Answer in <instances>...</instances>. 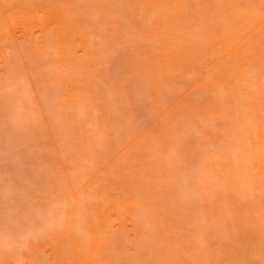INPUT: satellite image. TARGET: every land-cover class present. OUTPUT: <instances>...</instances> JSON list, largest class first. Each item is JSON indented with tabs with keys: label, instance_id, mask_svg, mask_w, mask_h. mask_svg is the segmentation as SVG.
<instances>
[{
	"label": "rangeland",
	"instance_id": "obj_1",
	"mask_svg": "<svg viewBox=\"0 0 264 264\" xmlns=\"http://www.w3.org/2000/svg\"><path fill=\"white\" fill-rule=\"evenodd\" d=\"M191 1L188 0L186 2V12L183 19L179 21L180 30L178 32L170 30V21L164 20L163 24L159 27L155 23L151 24L142 15L143 6L146 3L149 4L151 10L156 8L157 5L167 4V6H172L167 0H15L10 5H2L0 3V24H5L9 31L5 37L0 32V41L6 38L10 42L14 38L17 41L18 47L22 49L20 51L15 49L17 53L14 56L15 52L11 48L12 43L10 48L13 55L10 51V54L4 51L5 47L9 50V46L5 45L3 53L5 52L10 55V58L6 57L9 60L11 59L7 63H11L9 65L5 64L6 68L4 64H0V264H6L7 262V264L11 262V264H25L24 261H26V264H37V262L38 264H68L67 260H62L61 255L51 250V247H43L41 251L42 245L40 243L43 242L41 241V237L43 235L44 237H48L50 231L52 233L53 230L63 227V223L67 218L66 213L73 206H77V196L81 195L83 190H87L91 194H102L96 196L95 199L123 197V187L120 184L121 182H119L121 179L119 177H109L105 169L113 159L110 161H108L109 159L106 160L109 163L107 165L104 162V157L114 158L116 148L120 149L121 152H130L131 144L129 143L133 142V144H136L138 141H141L143 142V146H149L152 149V138L159 136L166 137V134H170L172 138L175 136L182 138V134L186 132L196 141L197 148L202 147L205 151L211 152L214 155L213 149L204 145V140H196V125L203 121H200L190 108V105L193 103H196L198 107L205 106L207 96L200 94L189 98L187 93L201 85L204 81L217 85L218 83H224L226 80L232 79L234 77L232 69L236 62L234 61L235 59H231V56L223 58L221 55H214L203 63L194 62L188 65L185 70L178 71L173 77L171 73L166 75L167 79L163 76H158L163 82V97L161 100L155 101L156 96H151L150 106L145 105V100H142L140 96H137L140 100H136L137 98L134 94L133 99L134 97L136 98L134 99V102L136 100L135 103L133 101L129 102L130 98L127 95L129 101L126 100V102H129L131 105L123 102L125 100H121L119 96L110 97V95H106V89H102L107 84L106 81H100L103 77L107 78L108 81H111L113 77L117 78L116 82L122 81L124 79L122 77L124 68H128L127 64L132 63L136 57L144 59L149 67L158 64L160 60L167 58L166 46H170L168 44L172 42L180 47L185 42L195 45L199 42L200 35L204 34L206 30H214L215 34L221 37L222 31L220 27L222 23L218 28L217 26L213 27L211 23L215 24L220 19L221 13V16L224 13H230L232 11L231 7L225 3L220 4L223 0H205L213 14L211 13V16H207L205 13H202L198 16L196 21H201V25L198 26L195 22H190L187 19V17L196 11V6ZM4 3L6 4V2ZM242 6L240 5L239 9ZM174 10L178 13L176 8ZM67 13L74 14L79 19V25L86 34L96 40L97 45L94 43L98 46L96 47L98 54H96H100L97 59L100 60L102 56L105 58L104 60L107 59L106 66L103 67L105 63L103 59L102 62L101 60H96L97 56L93 52L96 56H94L96 63L98 62L97 65H102V68L99 69L98 67L99 70H97L96 65L93 68L97 71L88 69L89 67L83 59L81 48L75 44L72 45L71 49L74 58L62 60L59 63L56 62L59 66L51 65L54 61L49 59L52 56L48 57L45 53L46 57L41 55L42 51H45L37 49L39 45L35 48L37 50V54L35 55L40 54L41 56L38 55L35 59L28 55H32L33 52L28 53V50L34 49V43L40 39L42 33H40L38 27H35L34 32H29L25 35L22 26L18 24V18L26 16V22L30 21L34 25L35 21H40L43 16L51 19V17L57 14L65 15ZM135 13H138L140 17L137 23L131 21V16ZM146 18L149 19V17ZM224 21L225 24L230 25L233 39L238 41L241 49L243 51L249 50L250 46L248 44L252 41L253 35L245 31H238L240 27L235 25L236 18L233 16L225 18ZM141 36L143 39H141ZM185 36L188 37L185 38ZM93 51L95 50L93 49ZM0 59H2L1 51ZM48 60L52 62L50 63ZM109 60L110 64H107ZM124 62L127 63L125 67ZM113 63L117 64L114 65ZM239 66L240 62H238L236 68ZM135 69H138V66ZM156 70L159 71L160 68L158 67ZM125 71L128 72V70ZM153 72L154 70L151 69L150 73L153 74ZM150 73L148 71L147 75L150 76ZM262 77L264 78V73L260 72L257 74L256 79L253 76L251 78L255 79V82L258 84V82H261ZM131 80L134 81L133 78ZM97 83H101L102 85L100 84L101 88L96 92L97 95H94L90 89L92 84ZM52 86H57L56 91L58 92H55ZM226 90L227 88L224 86L219 88V91L222 93ZM84 94L86 96L82 98L85 101L81 97L76 98L77 104L81 98V107H79L80 105L77 106L76 103L68 104L69 107L61 103V101L75 98L73 95ZM138 95L141 94L138 93ZM106 96L108 97L105 98ZM37 97L40 98V104L37 101ZM220 98H222L221 100L224 102L226 110H228L226 119L230 123L232 114H236L237 105L229 103L226 96ZM53 100L54 102H52ZM55 101H59L64 109L71 108L69 110L70 113L67 115L63 109H58L60 107L57 105L58 102ZM90 103L95 104H93L94 106L92 104L90 106ZM115 104H122V106H115L117 109L119 108L118 111L115 110L117 113L115 111L110 113L108 109L110 108L109 105L112 107ZM123 104L126 105L123 106ZM87 111L93 114L89 115ZM94 111H96V114ZM19 113L21 114L19 115ZM58 113L62 115L60 116ZM110 114L115 119L111 123V126L108 124L111 120ZM104 125L112 128L109 129L107 127L106 129ZM96 137L97 139H94ZM122 139L126 141L123 140V142ZM193 140L190 138V141ZM190 141L188 140L187 142L189 143ZM110 144L112 145L110 146ZM192 145L195 146V143ZM153 152L155 153V151ZM153 152L150 155L151 159L155 156L164 158L166 155V153H162L163 156L162 154L158 156V154L155 155L156 153L154 154ZM218 154L220 156H227L225 152ZM151 162L154 163L155 161L152 160ZM102 163H105V165ZM179 166L177 168L181 167ZM164 167L160 171L161 173L164 172L160 177L161 185L155 186L151 183H142L135 175H132L129 179L135 185L145 184L144 191L137 190L136 199L145 202L148 209L147 212H150V215L154 216H150L151 219L154 218L151 220L153 231L150 232L151 230H149L148 235H146L147 239L142 238L143 240L139 242L134 240L131 242L132 236H129L131 239L128 236H125V239H123L120 231L112 232V236H114L118 246L121 248L122 244L125 245L116 254H114V251H111L110 256L105 257L104 261H101L103 263L100 264H192L195 261L193 259L198 257L204 258L200 256L201 250H203V256L207 255L205 262L208 260V264H212L211 260H213V257L212 259H208L211 258L208 255L214 256L212 254L219 246H222V243H220L222 241L212 238V234L209 232L211 239H209V242H206L210 236H208V233L203 235L204 233L201 234L199 231L201 235L207 237V240L204 242L203 238L201 239L205 249L197 247L195 240L198 236L197 227H193V224H190L189 227V224H187L188 221L193 222L191 221L193 215L187 211V206H185L187 205V201L183 203V200L179 199L180 193L175 189L174 191H170L172 196L168 195L169 191L167 192L163 186L166 183L162 180V177L167 171L170 174L171 168L173 169L174 166L166 164V169ZM177 168L176 170L179 171ZM177 177H174L175 184L183 186L185 184L184 179H181V176ZM171 179L173 182L174 179ZM175 184L168 183V186L172 185V188L173 186L175 188ZM155 188L157 190L151 192ZM178 190L180 191L181 188H178ZM259 191L252 192L253 194L251 195L253 196L251 197L242 194L239 199L237 198L238 201L235 200V205L236 207L238 205L243 217L253 213L254 217L263 222L264 189L261 193ZM173 192H177L178 196L175 193L173 194ZM78 204L81 208L80 210H82L80 212L85 213L86 207H82L81 203ZM188 206L191 207L192 205ZM184 210L185 212H183ZM181 212L184 216H182ZM183 218H185L184 222ZM77 220L79 223L84 224L78 218ZM81 224L78 225V228L86 232L84 227L86 228L87 226L83 225V228H81ZM36 239L40 243L36 242ZM34 240L36 242L35 245H38L39 248V255L35 254L37 258L40 256V259L36 263H34L32 258H29L33 255L31 254L32 252L29 254V249L32 248L33 252L35 249L30 247L29 244L34 242ZM198 243L201 242L198 241ZM230 246L232 248V245ZM206 247L208 250H206ZM38 248L35 250L37 251ZM233 249L234 257L229 254L228 264H233L232 260L234 258L238 260L239 264H264V257L253 252L249 244L244 247L235 244ZM86 250L90 252L89 249H84L83 252H86ZM213 250L215 251L213 252ZM23 251H25L24 253L27 251L25 254L26 258L22 257L24 255ZM211 251L213 252L212 254ZM196 253L199 254L198 257ZM4 256L10 260L7 261V258ZM33 259L36 260V258ZM1 260H6L7 262H2ZM199 262L204 263L203 261ZM75 264H83V262L78 261Z\"/></svg>",
	"mask_w": 264,
	"mask_h": 264
},
{
	"label": "bare ground",
	"instance_id": "obj_2",
	"mask_svg": "<svg viewBox=\"0 0 264 264\" xmlns=\"http://www.w3.org/2000/svg\"><path fill=\"white\" fill-rule=\"evenodd\" d=\"M167 1L168 3L172 4V6H167V4L157 5V7L153 8L152 10L150 9L149 4L146 3L143 6L142 15L146 20L150 21L151 24L155 23L159 27L163 24L164 20H167L168 22L170 21V30H172L173 32H178L180 30L179 21L184 17V14L186 12V2L188 0ZM4 2H6V4ZM14 2L15 0H0V3L2 5H10V3ZM191 3L196 6V11L191 16L187 17V19L190 22H195L196 25L200 26L201 21H196V18L202 13H205L207 16H211V13L213 14V12L211 8L208 7L205 0H192ZM222 3H225L229 7H231L232 11L230 13H224L222 16L221 13L220 19L215 24L211 23L213 27L217 26V28L220 27L222 23V26L220 27L222 31L221 37H218L215 34L214 30H206L204 34L200 35L199 42L195 45L191 44L190 42H185L183 46L180 47L177 44H173L172 42L171 44H168L170 46H166V52L168 53L167 58L164 60H160L158 64L149 67L148 63H146L144 59L136 57L135 60H133L130 64L124 62V67L126 66L125 64H127L129 69L124 68V74L122 76L124 79L120 78L122 79V81H119V79V82H116L117 78H111L110 75L108 76L112 80L108 81L107 78L103 77L104 74L102 76L103 79L100 80L103 82L106 81L107 83L104 85V87L102 86L103 90L106 89V95H110V97L119 96L121 100H125L123 101L125 103H129L132 101L134 102V99H136L137 96H140L142 100H145V105L150 106L151 96H156L155 101H159L163 97V82L160 78H158V76H163L167 79L166 75L171 73L173 77L178 71L185 70L188 65L194 62L203 63L208 58H212L214 55H221L223 58H225L226 56H231V59H235L234 61L236 62L233 65L232 69V73L234 74L235 79H233V77L232 79H228L224 83H218L217 85H212L209 82L204 81L201 85L193 88L187 93L189 98L200 94H204L207 96L205 106L198 107L196 103H193L190 105V108L192 109L195 116L200 121H203L202 123L196 125V140H204V145L211 147L213 149L214 155H212L211 152L205 151L202 147L197 148L196 141L193 140V137H191L186 132L182 134V138L176 136L172 138L170 134H166V137L159 136L156 138H152V149L149 148V146H143V142L141 141H138L136 144H133V142L129 143L131 144L130 152H121L120 149L116 148L117 150L115 151L114 158H112L111 156V158L104 157L105 160H103L105 163H107V165L110 163L108 166L106 165L107 167L105 168L107 175L109 177H119L121 179L119 182H121L120 184L123 187V197H103L101 199H95L96 196L102 194H91L87 190H83L82 194H79V196H77V202L81 203L82 207H86L87 213L80 212L82 210H80L81 208L78 203L77 206H73L70 211L68 210V212L66 213L67 218L63 223V227H59L53 230L52 233L50 231L49 236L47 235L48 237H44V235L43 237L40 236L41 241H43L41 243L37 240L38 238L36 239V242L38 241V243L42 245V247L40 248L41 251L43 250V247H51V250L59 253L61 255V259L67 260L68 264H75L78 261L83 262V264H100L103 263L101 261H104L105 257L110 256L111 251H114V254H116L118 253L119 249H121L123 245H125L122 244L121 248L118 246V243L116 242L114 236H112L115 231H120L123 239H125V236H132V239L129 237L131 239V242L133 240L139 242L143 240L142 238H146L149 230H151L150 232L153 231L151 220L154 218H150V216L153 215H150V212H147L148 209L146 208V203L136 199L137 190L140 189L144 191L143 188L145 187V184H142L143 182L151 183L155 186H157L158 184L161 185L162 183L160 177L164 172L161 173L160 171L162 170L164 165V168L166 169V164H169L173 165L175 168H171L170 174L167 170V172L165 171L166 173L162 177V180L165 181L166 185L163 186L166 188L167 192L169 191L168 195H171L170 191H174L175 189L180 193L179 195H181V198L179 197V199H182L183 203L187 201V205H185L187 206L186 209L193 215V218L191 217V221L193 222L187 220V224H189V227L190 224H193V227H197L196 231L198 236L196 235L197 237L195 239L197 247L205 249L204 244H202V240H204V242L205 240H207V237L203 236L207 233L210 237H208V241L206 242H209V239H211V234L212 238H217L222 241L220 242L222 243V246H219V249L217 248L216 251L213 250V252L215 251L216 253H213L211 251V254L213 253L212 255L214 256H210V254L207 252L209 254L208 256L211 257L208 259H212L213 257L214 261L211 260L212 264H228L229 254L234 257L233 246L235 244L240 245L241 247L249 244L251 245L253 252L264 257V221L262 222L260 219L254 217L253 213H250L246 217H243V214L240 212V208L238 207V205L237 207L235 205V200H237V198L239 199L242 194H246L247 196L251 197L253 196L251 195L253 194L252 192H258L260 190L259 193H261V191L264 189V78L262 77L261 82H258V84L255 82L257 74L260 72L264 73V0H223V2L221 1L220 4ZM240 5H243L241 9H239ZM175 8L178 10V13L174 10ZM81 14L83 15V13ZM100 15L102 16V14ZM231 16L236 18L235 25L240 27L238 31H245L246 33L253 35L252 41L248 44L250 46V49L247 51H243L241 49V45L238 43V41L236 39H233L232 29L230 25L225 24V18ZM146 17H149V19H147ZM131 18V21H134L135 23H137L140 19L138 13L132 15ZM18 20V24L22 26L25 35L26 33L34 32L35 27H38L40 29V33H42L40 35V39L36 41V43H34V49L32 48L31 50H28V53L33 52L32 55H28L34 58L40 55H35L37 54V50L35 48H37L36 46L39 45L37 49H41V51L43 49L45 51H42L41 55H43V57H46L47 55L48 57L52 56V58H50L49 60H52L54 62L51 65L59 66L57 63H59L60 61L70 60L74 58L71 49L72 45L75 44L81 48L83 52V59L88 65V69L93 70V66L96 67V65L98 64V62L96 63V60H101L102 62V59H105L103 58V56L100 57V60L97 59L99 58L98 56H100V54L97 55L98 51L96 52V50H98L96 48L98 47L96 46V40L86 34L83 28L79 25V19H77L74 14H57L54 17H51V19H48L47 17L45 18V16H43L40 21H35L34 25L31 24L30 21L26 22V16H20ZM0 32H2V36L5 37L9 32L8 27H6L5 24H0ZM187 37L188 36H185V38ZM12 39V42H9L6 38L3 41H0V51L2 53L0 64H4L5 68V64H8L7 62L11 60H9L6 56L9 57V54H12L13 52H15V56V54L17 53L16 50H22L18 47L17 41L14 38ZM141 39H143L142 36ZM5 45H7V47L9 46V50H7L8 48L6 49L5 47L4 51L7 53H9L10 51L9 54H6L4 52L6 55L3 53V47ZM10 45L13 49V52L10 48ZM94 46L96 49L94 48ZM93 49L95 51H93ZM33 50L35 51V53ZM93 52H95V54L97 53V57L93 54ZM44 53L46 56L44 55ZM94 56L96 57V60ZM106 60H104L105 63L103 64V67L106 66ZM52 61L49 62L51 63ZM101 62L100 64H102ZM107 62V64H110V60ZM238 62H240V66L236 68ZM100 66L97 65L96 69L99 70L100 68H102V65ZM136 66H138V69H135ZM158 67L160 68L159 71L156 70ZM96 69H94L93 71H97ZM151 69L154 70L153 74L150 73ZM125 70H128V72ZM148 71L150 73V76L147 75ZM252 76L253 78L255 77V79L251 78ZM130 78H133L134 81ZM101 83L91 85L92 87L90 90L94 95H97L96 92L101 88ZM221 86L227 88L224 93L219 91V88ZM53 88L55 89V92H58L56 91L58 88L57 86H54ZM138 93L141 95H138ZM133 94L134 96H136V98L134 97V99ZM211 94H213V96H211ZM127 95L130 99L127 97ZM73 96H75V98H71V100L68 99L66 101H61V103H64V105L76 103L77 106L80 105L79 107H81L82 103L80 102V99L83 96L85 97L86 95L84 94ZM108 96H106L105 98H107ZM222 96H226V99L229 101V103L237 105L236 114H232L230 123H228L226 119L228 110H226V106L221 100L222 98H220ZM77 97H81L78 101V104L76 102ZM100 98L102 97L100 96ZM126 100L129 102H126ZM136 100L140 99L137 98ZM37 101L39 104L41 103L40 98L38 97ZM52 102H54V100ZM55 102H58L57 105L58 107H60L58 109H63L64 113L67 115L68 113H70L69 110H71V108L64 109L62 108V104L59 103V101ZM91 104L92 103H90V106ZM93 104L92 106H94ZM125 105L126 104H123V106ZM109 106L110 108L108 109L111 113L115 110L118 111L119 108L117 109L115 106L119 107L122 106V104H115L112 107L111 105ZM83 109L85 108L83 107ZM110 109L113 110L110 111ZM117 111L115 112L117 113ZM95 112L96 111H94V113ZM87 113H89V115L93 114L88 111ZM20 114L21 113H19V115ZM58 115L60 114L58 113ZM199 115L200 117H198ZM111 116L113 115L110 114L109 117L111 120L110 123H108L110 126L112 125L111 123L115 121V119H113V117ZM95 126L98 127L97 125ZM104 126L106 129L107 127L109 129L112 128L108 125L107 127L106 125ZM93 133L95 134V132ZM187 138L189 141L191 138L193 141L190 142L192 144L195 143V146L190 142L188 143ZM94 139H97V137ZM123 140L126 141L125 139H122V141ZM189 144L192 146H190ZM99 145H101V143H99ZM111 145L112 144H110V146ZM153 151H155L156 154ZM151 152H153L155 155L158 154V156H160L162 153H166V155L164 158L155 156L157 157L156 159L155 157L151 159ZM220 152L227 153V156H220L218 154ZM106 160H111V162L108 163V161ZM152 160L155 162H151ZM105 163L102 164L105 165ZM179 164L181 167L179 166ZM177 166H179L180 168H177ZM111 168H113V172ZM176 168L179 171H177ZM132 175L138 177V180H140L142 183L135 185L133 184V181V183L130 182L131 180L129 179ZM177 176H181V179H184L185 184L183 186H181V184H179L180 186L178 184H175L174 177ZM171 178L174 179V183L172 182ZM168 183L175 184L176 187L174 188L173 186L172 188V185L168 186ZM176 183L178 182L176 181ZM178 188H181V190L179 191ZM158 189L160 190V188ZM156 190L157 189L155 188L151 190V192H155ZM177 192H173V194L175 193L176 196H178ZM188 205L192 206L189 207ZM183 212H185V210ZM182 216H184V214ZM77 218L81 222L83 221L84 224L79 223ZM184 219L185 218L182 219L183 222ZM79 224H81V228H83V225L88 227H86L87 229L84 227L86 232L78 228ZM184 226L186 225L184 224ZM181 228L183 229V227ZM194 229L192 230L195 231ZM199 231L201 234H204L201 235ZM209 232H211L210 235ZM198 241L201 243H198ZM36 242L34 240V242L30 243L29 246L37 249L38 245H35ZM230 245H232V248ZM35 249L34 252L32 248L29 249V254L30 252H32L31 254H33L29 258H32L34 263H36L37 260L40 259V256L37 258V255H39V248L37 251ZM84 249H89L90 252H87V250L86 252H83ZM198 249L200 250V248ZM206 250H208L207 247ZM24 252L25 251H23L24 255L22 254V257L26 258L25 254L27 253V251L26 253ZM201 252L202 253H200V256L202 258L204 257V260L198 257L199 254L196 253L198 258L193 259V261L195 260L193 263L202 264V262L199 261H203V264H208V260H206L207 263L205 262V259H207V255L203 256V250H201ZM6 256L4 257L7 258ZM25 258L24 260H26ZM33 258H36V260ZM8 260L10 259L7 258V261ZM1 261L3 262L6 260ZM20 261L19 263H21ZM24 262L26 264V261ZM232 262L233 264H239L238 260L235 258L232 260Z\"/></svg>",
	"mask_w": 264,
	"mask_h": 264
}]
</instances>
